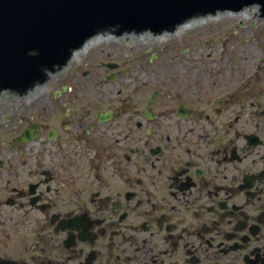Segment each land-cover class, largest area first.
<instances>
[{"label": "flooded vegetation", "instance_id": "af4514ba", "mask_svg": "<svg viewBox=\"0 0 264 264\" xmlns=\"http://www.w3.org/2000/svg\"><path fill=\"white\" fill-rule=\"evenodd\" d=\"M245 32L140 74L76 65L141 38L98 34L39 84L37 117L9 94L0 264H264V28Z\"/></svg>", "mask_w": 264, "mask_h": 264}, {"label": "water", "instance_id": "95a60500", "mask_svg": "<svg viewBox=\"0 0 264 264\" xmlns=\"http://www.w3.org/2000/svg\"><path fill=\"white\" fill-rule=\"evenodd\" d=\"M252 1L255 0H0V90L29 84L39 78L44 66L62 62L73 48L99 28L120 24V28L160 30L173 27L196 12L214 11L226 5L239 8ZM244 8L239 12L200 17L191 23L189 19L186 20L188 25L180 26L175 32L157 36L264 18L257 5L253 9ZM40 87L42 85L37 84L38 91L25 96L23 101L14 100V104L40 94ZM9 100L6 94L0 96V110L4 108L0 120Z\"/></svg>", "mask_w": 264, "mask_h": 264}, {"label": "rangeland", "instance_id": "374dc122", "mask_svg": "<svg viewBox=\"0 0 264 264\" xmlns=\"http://www.w3.org/2000/svg\"><path fill=\"white\" fill-rule=\"evenodd\" d=\"M233 28L237 29L236 34L232 33ZM247 28H264V18L182 34L167 35V37L158 38L154 41L148 38H132L128 41L108 40L107 42L97 43L89 48V51H85L84 53L78 55V60L75 63L78 66L85 65L86 67L94 69L93 63H95L94 61L96 59L105 60L110 57L111 59L115 58V60L119 63H122L123 61L125 65L132 66V74H140V71L145 69L146 71L147 69H155L156 65L158 67H167V65H163L161 63L164 62L165 64L171 59H173L175 63L179 61L185 62L187 60L188 63H191L190 65L194 66L196 62L192 60L194 57L190 56H194L195 53L200 51H211V48H205L209 46V44L200 45V42L207 41L214 43L216 54L218 53V55L220 50L219 47L221 46L219 43L223 45L225 44V47L227 48L225 49V52L231 54V47L234 45L241 46V43L239 42L245 39L244 36H246L245 31ZM130 44L131 48H129ZM214 45H212V47H214ZM114 50H116V53H114ZM240 51L241 52L236 54L237 57L242 56V50ZM108 53H110L111 56H109ZM155 55L156 58L154 60H150L152 56ZM86 88L87 85H82V87L80 86L81 91L78 92V94L81 95L82 91H85ZM40 95L41 93L18 104V106H28L25 113L29 118H33L35 116L37 117L42 111ZM0 124H8L7 110L5 111L3 119L0 120ZM21 124L22 122L18 116V119L16 122H13V125L17 128L20 127ZM6 133L7 132L3 135L0 134V140L7 139ZM1 153H3V151L0 147V154Z\"/></svg>", "mask_w": 264, "mask_h": 264}, {"label": "bare ground", "instance_id": "6f19581e", "mask_svg": "<svg viewBox=\"0 0 264 264\" xmlns=\"http://www.w3.org/2000/svg\"><path fill=\"white\" fill-rule=\"evenodd\" d=\"M158 37H161V38H164V37H167V36H158ZM151 38V37H150ZM153 39V38H152ZM86 47H87V45H86Z\"/></svg>", "mask_w": 264, "mask_h": 264}]
</instances>
